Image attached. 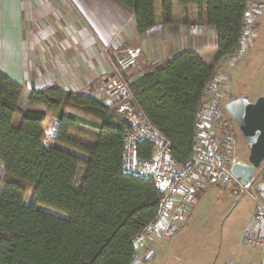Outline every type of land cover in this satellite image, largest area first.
<instances>
[{"label": "trees", "instance_id": "obj_1", "mask_svg": "<svg viewBox=\"0 0 264 264\" xmlns=\"http://www.w3.org/2000/svg\"><path fill=\"white\" fill-rule=\"evenodd\" d=\"M119 1L134 12L140 34L156 24L155 0ZM247 1L177 0L198 7L201 20L215 27L218 55L212 65L197 52L184 51L140 74H125L150 122L173 143L179 162L192 151L197 113L215 68L239 46ZM24 92L0 70V168L18 179L2 186L0 174V264H132L133 239L155 218L161 193L151 178L123 169L127 121L93 94L33 89L23 105ZM67 105L92 119L65 113ZM48 112L58 115L54 140L76 152L44 145ZM72 133L88 135L94 143ZM137 154L151 158L153 143L140 141ZM82 166L86 173L75 190L71 183ZM257 176L263 182L264 170ZM20 180L35 185L29 203Z\"/></svg>", "mask_w": 264, "mask_h": 264}, {"label": "crops", "instance_id": "obj_2", "mask_svg": "<svg viewBox=\"0 0 264 264\" xmlns=\"http://www.w3.org/2000/svg\"><path fill=\"white\" fill-rule=\"evenodd\" d=\"M155 9L156 24L140 34L134 12L119 0H0V70L24 86L28 100L33 89L50 87L92 95L110 70L104 48L113 57L131 48L140 49L138 64L131 69L137 74L153 62H164L184 51L197 52L208 65L215 62L217 32L201 20L198 7H183L177 0H155ZM261 26L259 20L258 29ZM241 63L230 67L229 74L244 70L252 80L249 92L237 95L247 94L256 101L264 96V34L256 39ZM258 78L261 81L256 90ZM69 112L92 119L81 109L67 105L65 113ZM47 118L51 126L57 127L56 113L48 112L45 122ZM84 136L87 135L81 133L74 137L87 142ZM261 183L264 185V181ZM211 188L221 194L229 190L212 186L202 190L203 194L209 195ZM197 206L198 203L191 214L198 210ZM255 212L256 202L245 225ZM258 233L264 235V225H260ZM240 243L236 256L241 264H262L264 254L260 249L246 244L243 235ZM163 250L159 240L150 241L140 259L143 264H158Z\"/></svg>", "mask_w": 264, "mask_h": 264}, {"label": "built area", "instance_id": "obj_3", "mask_svg": "<svg viewBox=\"0 0 264 264\" xmlns=\"http://www.w3.org/2000/svg\"><path fill=\"white\" fill-rule=\"evenodd\" d=\"M263 12L262 0L247 1L239 46L215 68L197 113L192 151L184 162L174 157L173 143L150 122L125 77L137 66L140 49L131 48L122 55L114 54V57L109 55L108 49H103L110 70L102 76L101 87L93 96L111 106L127 121L124 171L151 178L161 193L155 218L133 239L135 255L132 264H143L140 255L150 241L170 240L188 221L197 205L196 193L212 186L229 189L235 197L248 194L256 202V212L244 230L243 240L264 254V235L258 233L260 225H264V189H261L262 195H257L250 190L255 178L243 184L233 174L236 162H246L239 159V126L225 108V97L232 96L228 86L230 67L240 64L254 47ZM142 140H149L154 145V154L149 159L137 154V145Z\"/></svg>", "mask_w": 264, "mask_h": 264}, {"label": "rangeland", "instance_id": "obj_4", "mask_svg": "<svg viewBox=\"0 0 264 264\" xmlns=\"http://www.w3.org/2000/svg\"><path fill=\"white\" fill-rule=\"evenodd\" d=\"M263 19L264 12L259 19L262 23V26L258 29L257 39L261 34H264ZM251 80V74L245 73L244 70L239 71V73L236 74L231 72L229 75L230 82L228 86L231 88L232 96L227 95L225 99L229 101L236 98L238 96V92H249V88H251ZM257 81L258 82L255 86L257 88L256 90H259L261 79L258 78ZM26 99L27 96L25 95L22 102L23 105L27 104ZM44 128L46 131L44 145L46 147L58 146L66 150L76 152L75 150L70 149L61 143H57L54 140L56 127L51 126V121L49 118H47ZM72 135L79 136L80 134L72 133ZM84 137V139L87 141L86 143H92V138H90V136L87 135ZM249 153V147L241 135L239 159L249 163ZM262 170H264V163L258 169L257 175ZM85 173L86 168L82 166L79 169L75 180L71 183L75 190L80 188ZM0 174L2 176V186H4V184L8 181L18 180L16 177L5 173L2 166L0 168ZM257 175L255 176V179L257 177V180L254 181L250 190L257 195H262L264 185L261 184L262 181L260 179L262 178H258ZM20 181L27 188L25 202L29 203L34 193L35 185L25 180ZM229 191L230 190H226L225 193L221 194L219 193L218 189L211 188L209 195H204L202 190L196 193V198L198 200V210L189 216L188 221L179 228V230L170 240H159L164 250L163 255L159 257L158 264L242 263L236 256V253L238 249H241L240 238L247 226L245 225L246 220L255 209V202L248 194L235 197ZM39 208L55 215L67 217L66 214L49 207L40 205Z\"/></svg>", "mask_w": 264, "mask_h": 264}, {"label": "water", "instance_id": "obj_5", "mask_svg": "<svg viewBox=\"0 0 264 264\" xmlns=\"http://www.w3.org/2000/svg\"><path fill=\"white\" fill-rule=\"evenodd\" d=\"M225 108L238 124L250 150L249 163L236 162L232 169L240 182L248 184L264 163V96L251 101L249 95H241L227 101Z\"/></svg>", "mask_w": 264, "mask_h": 264}]
</instances>
